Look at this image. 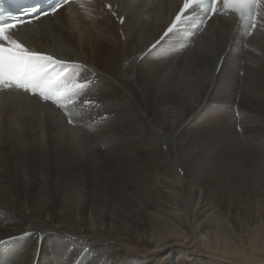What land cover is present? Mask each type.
<instances>
[{
    "label": "bare ground",
    "instance_id": "6f19581e",
    "mask_svg": "<svg viewBox=\"0 0 264 264\" xmlns=\"http://www.w3.org/2000/svg\"><path fill=\"white\" fill-rule=\"evenodd\" d=\"M183 4L184 0H77L55 15L10 30L9 35L30 51L83 66L70 75L54 73L52 78L59 77L63 82L60 87L83 83L85 79L89 82L86 94L73 97L66 105L72 112V124H67L69 117L51 101L15 88L0 89V264H131V257L87 244L82 218L89 206L88 189L111 186L108 173H113V160L118 158L116 153L121 147L117 129L131 126L130 122L147 126L146 110L142 115L132 110L136 106L133 95L136 92L145 101L159 94L158 105L171 104L167 112L175 115L174 122L186 115L189 105H194L196 88L201 92L207 83L215 82L223 89L217 101L237 105L247 142L251 145L258 135H264V118H260L264 116V8L258 14L254 12V28L243 24L234 13L210 15L200 8H191L182 15L178 27L164 36ZM112 36L116 42L111 40ZM164 40L172 42L166 43L171 48L162 50L158 60L160 56L151 53L150 46L156 45L155 49ZM126 50L132 53L131 68L120 71L116 68L118 59ZM181 57L186 62L184 69L180 66ZM242 61H245L243 76L237 80L240 84H235L232 68ZM178 72L175 91L160 87ZM214 98L209 97L208 101ZM86 99L94 104L84 107ZM249 110L257 116L247 114ZM111 114L117 122L112 123ZM39 116L43 117L42 123ZM92 121L96 126L89 133ZM151 129L159 143L171 146L172 139H166L165 134L160 135L152 126ZM98 145L105 146L106 154L111 155L103 163L88 166L91 156L101 157ZM258 145L254 143L253 149L249 148L263 160L264 153L261 150L258 151L261 156L257 153ZM247 151H241V156L252 152ZM170 161L177 165L174 158ZM100 167L111 171L101 172ZM179 189L180 193L175 192V210L164 207L163 202L149 201L147 206L151 204L148 207L155 211L145 212L142 207L138 212L149 225V242L156 248L152 257L142 261L145 264H150L156 254L187 240L189 236L184 229L198 234V228L189 220L190 204L185 208L188 203L181 194V184ZM97 214L93 208L89 209L88 220L96 221L103 215ZM228 242V246L207 244L204 248L214 256L207 262L222 253L233 258L246 257L247 250L236 240ZM249 248L259 256L258 264H264V232L250 237ZM167 264H183L182 256Z\"/></svg>",
    "mask_w": 264,
    "mask_h": 264
},
{
    "label": "rangeland",
    "instance_id": "374dc122",
    "mask_svg": "<svg viewBox=\"0 0 264 264\" xmlns=\"http://www.w3.org/2000/svg\"><path fill=\"white\" fill-rule=\"evenodd\" d=\"M111 40L117 41L114 36L111 37ZM166 43L171 44L172 42L164 40L155 49L150 46L151 53L160 56L158 60L162 57V50L171 48ZM131 55V50H126L122 54L123 57H119L116 68L120 71H129ZM242 62L232 68L235 69V84L243 76L241 69L245 61ZM185 63L181 57L180 66L183 69ZM95 65L101 70L99 64ZM132 66L136 67V64ZM236 72H238L237 75ZM179 74L178 72L177 75L165 79L160 87L164 90L168 89L170 92L175 91L178 87ZM221 75L225 76L226 74L222 71ZM215 85V82L207 83L201 92L199 88H194L197 94L194 105L188 104L186 115L174 122L172 120L175 115L168 113L170 111L168 107L171 104L158 105L159 94L151 95L147 101L144 100L140 92H136L138 95L133 94L136 106L132 110L141 115L146 110L144 120L147 126H139V124L136 126L135 123L130 122L129 125L131 126L124 125L120 130L117 129L121 137L119 140L121 147L116 153L118 158L114 157L115 160H113V173H108L112 179L111 186L108 189L103 186L88 189L86 200L89 206L82 218V233L85 235V240L87 239L85 241L87 244L106 248L108 251L120 254L121 257H131V264H136L135 262L145 264L142 261L152 257L156 248L149 242L150 227L144 221L145 218L140 216L138 212L143 207L145 212L153 213L155 210L153 211L152 207H148L151 204L148 206L146 204L149 201L163 202L164 207L175 210L177 205L175 192L180 193L179 184H181V194L188 203L185 208L190 204L189 220L191 219L192 226L198 228V234L194 235L189 228L184 229L185 232L187 230L189 236L187 240H181L179 246L171 247L166 252L156 254L150 264H167L170 261L174 263L180 256H182L183 264L259 263V256L253 253L249 245L251 236L264 232V159L260 158L259 160L257 156L255 157L252 147L254 143L258 145L259 142L260 146H258L260 148L263 146V148H258L257 153L261 150L260 152L263 154L264 135H258L255 140L257 142L253 139L254 142L251 145L247 142L243 135L237 105H228L223 101H217V97L221 95L223 89L219 85ZM141 96L142 98H140ZM209 97H215V102L208 101ZM141 100L144 101V104ZM98 111L102 110L99 108ZM247 112L249 115L255 114L251 110ZM110 117L114 118L112 123L118 121L113 114ZM261 117L264 118L263 115ZM38 119H40L39 123L43 122V117L40 118L39 116ZM90 124L88 126L91 127L89 133H92L96 125L93 121ZM150 125L160 135L165 134L166 139H172L171 146L159 143ZM262 126L264 129V124ZM40 134L43 138L45 137L42 127ZM98 146V153L101 157L91 156L92 160L88 161V166L94 165L95 162L103 163L111 155L106 154L105 146ZM167 147L169 150L166 149ZM243 148L245 151L251 149L247 151L248 153L252 151L251 154L241 156V151H244ZM261 154L258 153L260 156ZM248 156L251 158L247 159ZM172 157L177 165H172V161H170L173 159ZM250 160L252 161L250 162ZM87 170H90V167ZM100 170L101 172L111 171L104 170L102 167ZM132 170L135 171L134 174ZM126 175L128 176L126 177ZM140 202L141 207H139ZM91 208L98 212L97 215L103 214L96 221L88 220V211ZM93 227L96 228L93 229ZM142 237L145 238L142 239ZM229 240H236L241 247L245 248L247 250L246 257L233 258L231 255L222 253L215 256L211 262H207L210 257L213 258L214 256H210V250L208 251L204 247L209 243L228 246Z\"/></svg>",
    "mask_w": 264,
    "mask_h": 264
},
{
    "label": "snow or ice",
    "instance_id": "6c2138e0",
    "mask_svg": "<svg viewBox=\"0 0 264 264\" xmlns=\"http://www.w3.org/2000/svg\"><path fill=\"white\" fill-rule=\"evenodd\" d=\"M68 3L69 0H55L46 9L43 5H40L39 10L36 6H33L29 9V14L35 13L32 18L39 20L42 16L55 15ZM194 4L200 7L205 14H237L245 25L251 24L253 28L256 19L254 12L258 14L259 10L264 8V0H184L180 14L176 15L175 20L164 33V36H168L178 27L182 14ZM108 7L111 8V5H108ZM120 19L123 23V18ZM31 22L32 20L27 21V23ZM21 23L23 21L17 18L0 20V89L15 88L31 95H38L44 101H51L69 117L68 123H73L72 112L66 105L72 102L73 97L86 94L88 81L60 87L58 85L63 82L59 81V77L54 80L52 76L54 73H59V76H64L65 73L70 75L73 70H79L83 66L78 63L56 59L51 55L30 51L24 47L9 35L10 30ZM155 46L153 45V47ZM92 104H94V101L86 99L83 106L89 107Z\"/></svg>",
    "mask_w": 264,
    "mask_h": 264
}]
</instances>
